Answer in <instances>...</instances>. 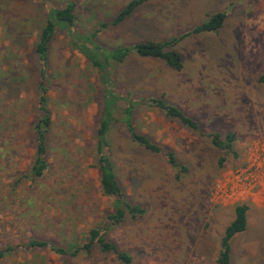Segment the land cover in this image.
Here are the masks:
<instances>
[{
  "label": "rangeland",
  "instance_id": "obj_1",
  "mask_svg": "<svg viewBox=\"0 0 264 264\" xmlns=\"http://www.w3.org/2000/svg\"><path fill=\"white\" fill-rule=\"evenodd\" d=\"M128 2L0 0V250L14 247L0 264H121L96 244L77 256L50 245L27 247L31 238L82 244L114 210L113 197L101 191L94 154L101 86L63 31L50 43V169L43 178L29 175L39 115L34 44L49 8L67 3L75 5L77 30L99 29L96 39L110 47L187 33L176 44L183 69L133 56L114 70L115 91L140 100L162 96L195 117L200 130L189 131L143 102L136 108V130L188 166L178 176L163 153L137 145L124 124H114L109 137L117 178L125 197L146 211L108 230V240L133 264H218L221 236L234 207L245 203L247 228L231 240L232 261L264 264V0H147L115 23ZM221 11L220 29L191 32ZM210 131L234 132L238 157L214 146Z\"/></svg>",
  "mask_w": 264,
  "mask_h": 264
},
{
  "label": "trees",
  "instance_id": "obj_2",
  "mask_svg": "<svg viewBox=\"0 0 264 264\" xmlns=\"http://www.w3.org/2000/svg\"><path fill=\"white\" fill-rule=\"evenodd\" d=\"M147 0H129L120 10L115 23H120L130 17L134 10ZM77 13L74 3H67L61 7L49 8L44 22L41 24L37 40L34 44L35 53L39 59V82L37 84V108L39 115L33 123L35 147L29 175L32 179L43 178L50 169L49 164V137L48 133L52 125V113L49 106V58L50 43L58 31H63L69 37L70 45L79 51L88 61L98 77L101 86L102 99L98 115V122L95 129V160L99 170L100 188L103 194L113 197V212L108 214L107 220L99 225L91 227L86 235V241L69 243L67 245L50 244L47 240L31 238L28 248L46 247L50 245L53 251L63 256H77L80 251L91 252L96 244L100 251L112 253L121 264H133L132 256L125 250H121L116 243L108 240L107 232L116 225L122 223L126 217L137 219L145 214V207L131 202L125 197L124 191L117 178L115 163L111 155L110 132L115 123L124 124L130 139L139 146L153 152L163 153L167 163L180 176L188 171V166L180 162L176 153L171 149H164L149 136L136 130L133 125V117L136 108L140 103H145L165 114L166 117L177 120L189 131L199 132L200 123L192 115L185 112L178 105L168 102L162 96H149L138 99L129 94L123 96L115 91V68L127 61L130 57L160 59L164 64L173 69L181 70L184 67L182 55L176 49V44L186 34L179 37H170L166 40H136L129 44L110 47L96 39L99 29L92 32H81L77 30ZM226 13L221 11L211 15L205 21L195 25L191 32H214L220 29L225 21ZM105 24H103L104 26ZM189 33V32H188ZM264 79V78H263ZM125 102V106L121 105ZM211 143L231 152L238 157L234 149L236 135L228 132L223 135L221 132L210 131L206 133ZM226 161L221 157L219 166ZM249 206L239 203L234 207V217L226 226L220 240V250L217 257L218 264H233L231 240L233 237L247 228ZM9 245L5 250H0V258L7 251L13 250Z\"/></svg>",
  "mask_w": 264,
  "mask_h": 264
}]
</instances>
